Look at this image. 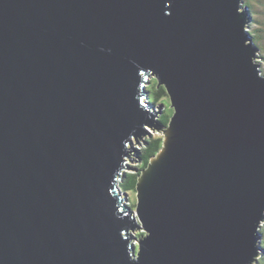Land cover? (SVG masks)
<instances>
[{
	"label": "water",
	"instance_id": "water-1",
	"mask_svg": "<svg viewBox=\"0 0 264 264\" xmlns=\"http://www.w3.org/2000/svg\"><path fill=\"white\" fill-rule=\"evenodd\" d=\"M241 2L0 0V264L256 263L264 76Z\"/></svg>",
	"mask_w": 264,
	"mask_h": 264
},
{
	"label": "trees",
	"instance_id": "trees-1",
	"mask_svg": "<svg viewBox=\"0 0 264 264\" xmlns=\"http://www.w3.org/2000/svg\"><path fill=\"white\" fill-rule=\"evenodd\" d=\"M243 8H247V11H250V5L245 2ZM250 38L253 40L255 44L258 43L257 37L255 35H249ZM264 58V57H263ZM264 73V72H263ZM147 92L149 93V102H151L154 106H158V102L160 101H167L168 97L166 95L165 89L162 86L157 85V81L155 79L150 80V84L146 87ZM165 103V102H164ZM164 107L162 110V115L159 116L158 121L161 125L166 126L168 124V121L170 119V116L172 114V110L170 108ZM145 143L141 146L139 149L138 154V165L134 167L136 171L127 172L125 173V177L123 181L120 183V187L122 191L129 192V193H135V187L138 175L140 171L147 167L150 159L154 157L157 152L160 150L162 146V137H152L148 138L144 141ZM136 201V200H135ZM131 207L135 206L131 203ZM141 233H138L137 236H139ZM260 234L262 235L263 232L260 231ZM264 243L260 242V251H264ZM255 264V263H254ZM256 264H264V260H257Z\"/></svg>",
	"mask_w": 264,
	"mask_h": 264
},
{
	"label": "rangeland",
	"instance_id": "rangeland-1",
	"mask_svg": "<svg viewBox=\"0 0 264 264\" xmlns=\"http://www.w3.org/2000/svg\"><path fill=\"white\" fill-rule=\"evenodd\" d=\"M245 2H247L251 7L250 11H249L250 23L247 24L246 30L249 33V35L253 34L257 37L258 43L255 44L253 42V40H252V42L258 49L256 57L259 60L256 59V62L259 64V70H260L261 74L264 75V73H263L264 72V58H263L264 57V0H242V2H241L242 7L244 6ZM164 102L160 101V102H158V104L159 105L164 104L165 107L167 106L169 108L168 100L167 101L165 100ZM161 115H162V113H161ZM158 118H157V120H158ZM147 129H148L149 135L143 137L141 140H138L137 145L135 144V141L133 140V143H132L133 150L135 149V150L139 151L141 146L145 143L144 141L148 138L162 137L161 132H157L156 130H153V128L150 129L147 127ZM131 155H133V153ZM135 157H136V159L134 157L130 156V158L137 163H134L133 161H132V163H130L129 161H127V166L129 169L133 170L134 167H136L138 165V155L135 154ZM125 172L127 173V172H132V171L126 170ZM127 194H128V204H129V206H131L130 201L132 204H134V202H135V193L133 195V193L127 192ZM260 231L263 232V234L261 235L260 241L264 243V223L260 226L259 232ZM138 233L139 232H136V231L131 232L132 236H137ZM258 255H259V258H257V260H259V259L261 261L264 260V251H260Z\"/></svg>",
	"mask_w": 264,
	"mask_h": 264
},
{
	"label": "bare ground",
	"instance_id": "bare-ground-1",
	"mask_svg": "<svg viewBox=\"0 0 264 264\" xmlns=\"http://www.w3.org/2000/svg\"><path fill=\"white\" fill-rule=\"evenodd\" d=\"M248 15H249V11H248ZM250 16V15H249ZM262 76H264V75H262Z\"/></svg>",
	"mask_w": 264,
	"mask_h": 264
}]
</instances>
